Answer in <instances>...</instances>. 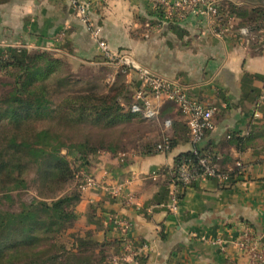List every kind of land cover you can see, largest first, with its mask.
<instances>
[{"label": "crops", "instance_id": "crops-1", "mask_svg": "<svg viewBox=\"0 0 264 264\" xmlns=\"http://www.w3.org/2000/svg\"><path fill=\"white\" fill-rule=\"evenodd\" d=\"M80 1L111 50L177 80L191 97L215 108L214 130L199 147L213 152L219 168L244 166L233 183L209 178L185 187L172 211L167 203L175 158L192 151V144L187 116L165 97L159 118L151 121H164L161 141L176 139L170 151H101L82 165L102 181L82 192L76 208V223L100 245L99 260L102 255V264H113L121 252L123 236L113 221L119 216L131 223L128 239L142 248L125 264H262L257 255L264 258V146L251 142L241 148L237 138L259 141L263 134L264 105L260 119L253 113L264 89V43L247 42L240 33L245 26L235 16L223 25L193 12L182 19L166 17L157 0ZM222 27L226 31L218 36ZM10 49L105 61L70 0H0V52L7 57ZM127 83L133 95L141 84L136 72L127 75Z\"/></svg>", "mask_w": 264, "mask_h": 264}, {"label": "trees", "instance_id": "trees-1", "mask_svg": "<svg viewBox=\"0 0 264 264\" xmlns=\"http://www.w3.org/2000/svg\"><path fill=\"white\" fill-rule=\"evenodd\" d=\"M243 1L250 6L219 2L217 19L225 25L229 17L235 16L239 26L256 33L264 28V0ZM256 4L258 7H254ZM160 12L165 15L162 7ZM7 55L4 57L0 52V65L10 69L15 84L0 102V264H102L105 257L101 255L99 260L97 255L102 251L93 233L70 230L78 219L76 208L82 192L75 188L63 191L74 181L80 167L77 164H86L101 151L116 154L122 148L116 143L68 142L60 130L86 125L111 128L131 121L138 115L126 110L121 102L122 99L130 101V85L119 75L109 91L101 94L96 92V86L85 82L86 87L56 102L57 95L80 84V80L73 81L69 75H58L61 60L50 52L37 50L10 49ZM36 119L48 120L51 126L23 135V127ZM262 130L263 134L256 139L259 141H254L253 136L246 140L237 138L243 144L241 148L251 142L255 143L253 146H264V123ZM160 143L148 144L142 151L161 152ZM175 143L176 139L170 138L171 149ZM70 153L73 163L68 157ZM205 155L216 162L213 152L206 149H200L197 154L190 150L176 156L173 180L183 163L198 167L200 157ZM31 170H35L40 184L38 197L22 203L19 211L3 209L6 201H14L13 191L28 188L26 176ZM219 171L229 175L233 183L243 174L244 166L219 168Z\"/></svg>", "mask_w": 264, "mask_h": 264}, {"label": "built area", "instance_id": "built-area-1", "mask_svg": "<svg viewBox=\"0 0 264 264\" xmlns=\"http://www.w3.org/2000/svg\"><path fill=\"white\" fill-rule=\"evenodd\" d=\"M70 2L77 11L81 21L86 25L87 30L91 33L93 40L97 43L105 62L119 68L122 73H137L141 84L134 89L132 102L128 105V110L150 121L159 118L162 102L165 97L175 102L179 106L180 111L188 118L192 151L197 154L200 150L199 145L201 142L214 130L213 117L215 108L205 106L199 100L191 97L187 93L186 88L177 80H171L138 64L129 54L116 53L111 50L107 42L101 38L100 30L96 28L90 18L86 3L80 0H70ZM219 2L220 0H157L159 7L164 9L166 17L182 19L187 14L193 12L207 16L210 21H214L218 17L217 7ZM225 31L226 28L222 27L216 34L222 36ZM240 33L247 38V42L256 38L261 43H264V30L258 34H252L247 27H243L240 28ZM263 105L264 89L255 103L253 113L255 118L260 119L262 117L260 110ZM166 126H170L169 121H166ZM170 138V136L163 137L161 143L158 145V149L161 152H167L171 149ZM209 178L216 179L221 184L231 182L230 176L221 173L219 167L208 155L200 157L198 167H192L188 163H183L179 167L176 178L173 180V189L167 203L168 207L172 211H176L182 190L198 180ZM76 179L80 189L96 187L102 182L94 177H89L86 173H78ZM113 221L123 236L121 252L113 259V264H125L135 261V257L140 254L142 248L136 246L128 239L131 223L119 216H114ZM217 243L222 244L221 240L217 241ZM241 244L248 247V242L246 241ZM257 257L264 264L263 255L260 254Z\"/></svg>", "mask_w": 264, "mask_h": 264}, {"label": "rangeland", "instance_id": "rangeland-1", "mask_svg": "<svg viewBox=\"0 0 264 264\" xmlns=\"http://www.w3.org/2000/svg\"><path fill=\"white\" fill-rule=\"evenodd\" d=\"M231 1V0H230ZM232 2V1H231ZM233 3V2H232ZM234 3H240V6L248 7L249 3L243 0H234ZM258 4L254 7H258ZM239 21V19L237 20ZM48 52V51H47ZM55 58V56L53 55ZM61 60L63 63L59 69L58 75L60 76H70L73 81L80 80V84L72 85L69 91L63 94H59L56 96V102H60L61 99H64L66 95H73L80 89L86 87L85 82H90L93 86H96V92L99 93H107L110 87L116 83L119 79V75L124 79L127 83V75L128 73H122V71L112 65L106 64L105 61L102 64H95L89 62L82 61H69L67 58H55ZM134 81V80H132ZM15 84V77L10 75V69L8 70L5 66L0 65V102L4 100L9 92L12 91ZM128 84V83H127ZM129 86V84H128ZM130 87V86H129ZM65 90V89H64ZM132 90V89H131ZM134 92V91H133ZM129 100L126 101L122 99V104L128 110V104L132 102V95L129 94ZM1 108V103H0ZM2 109V108H1ZM0 109V110H1ZM28 124V123H26ZM164 121L156 120V121H148L142 117L137 119H132L129 122L120 123L114 127L106 128L102 126H92L86 125L81 127H74L65 129L60 132L63 137L66 138L68 142H82L89 141L92 144L98 145L100 142H105L106 144H119L122 148L121 153H136L138 151L146 148V145L154 144L161 142L160 134L164 133ZM50 122L48 120L36 119L32 120L30 125L23 127L22 134L24 135L27 131H33L36 129H42L46 127H50ZM59 131V130H58ZM164 131V132H163ZM63 153L66 154L67 150L64 149ZM69 160L73 163L74 157L70 155L68 156ZM79 167L78 173H86L83 166L77 164ZM77 173V174H78ZM89 177H94L91 174L86 173ZM77 176V175H76ZM28 179V188L22 189L18 191H13L11 194L14 196L13 202L6 201L4 203L3 209L11 210V211H19L22 203H29L33 198H37L39 195V183L36 180L35 170H31L26 176ZM95 178V177H94ZM78 189L81 192L86 191L87 189H80V186L75 177L74 181L70 183L63 193L69 192L73 189ZM82 222L75 223L74 229H70L71 231L86 229L81 227ZM100 247H98L99 249Z\"/></svg>", "mask_w": 264, "mask_h": 264}]
</instances>
